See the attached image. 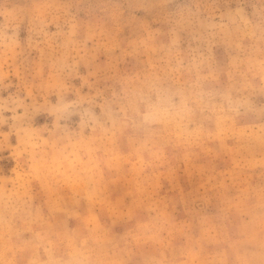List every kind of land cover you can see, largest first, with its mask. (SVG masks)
<instances>
[{"label": "rangeland", "instance_id": "1", "mask_svg": "<svg viewBox=\"0 0 264 264\" xmlns=\"http://www.w3.org/2000/svg\"><path fill=\"white\" fill-rule=\"evenodd\" d=\"M0 264H264V0H0Z\"/></svg>", "mask_w": 264, "mask_h": 264}]
</instances>
